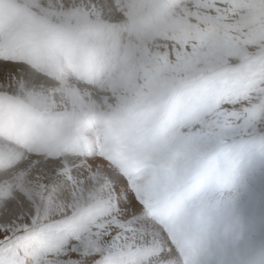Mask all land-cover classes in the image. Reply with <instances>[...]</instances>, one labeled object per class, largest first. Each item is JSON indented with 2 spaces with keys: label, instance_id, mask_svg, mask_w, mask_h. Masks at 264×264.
<instances>
[{
  "label": "snow or ice",
  "instance_id": "1",
  "mask_svg": "<svg viewBox=\"0 0 264 264\" xmlns=\"http://www.w3.org/2000/svg\"><path fill=\"white\" fill-rule=\"evenodd\" d=\"M254 2L23 0L18 21L0 28V181L31 183L37 197L11 214L8 202L0 208V264H264V41L251 38ZM174 14L200 29L211 19L220 33L183 46L198 49L191 76L138 119L201 137V154L174 172L147 154L109 161L104 101L115 107L116 97L106 83L137 36L175 62L181 45L160 34ZM177 225L184 233L174 238Z\"/></svg>",
  "mask_w": 264,
  "mask_h": 264
},
{
  "label": "rangeland",
  "instance_id": "2",
  "mask_svg": "<svg viewBox=\"0 0 264 264\" xmlns=\"http://www.w3.org/2000/svg\"><path fill=\"white\" fill-rule=\"evenodd\" d=\"M22 2L23 0H0V28L11 27L18 21ZM250 14L255 23L251 38L264 41V0H255L250 8ZM202 22L206 25L204 29H200L198 25H191L178 14L171 15L163 21L160 29L161 36L164 40L172 39L181 45V49L176 51L175 62L170 59L169 53L165 54L166 50L164 52L153 51V48L139 36L136 37L137 43L129 41V47L121 58L119 71L115 77L106 83V88L116 97L117 115L119 112L124 111V113L130 114V119L134 120L131 130L134 131L136 139H140L147 133L157 129V120L141 122L138 117L155 98L170 91L178 80L183 77H190L194 71L198 49L194 48V52L190 54L183 50V46L192 39H198L201 44H204L220 33V27L215 21L204 18ZM223 38L228 43L236 46L234 43L235 38L230 35L229 29H225ZM211 54V48L208 52L203 53L205 56ZM154 74H160L161 77H164L163 81L154 79ZM258 112V109L252 110L249 113L250 118H255ZM123 119L124 117L119 118L120 121H123ZM232 119L231 116L225 117V132L230 129ZM121 124L124 126V122ZM186 137L189 136L178 133L168 134L161 130L154 143L141 146L138 151L146 150L154 158L156 154H160L161 160L168 157L169 153H174L176 161L172 164L166 165L161 162L169 172H174L180 161L201 154V137L194 143H185L179 147L178 142ZM169 138H172L170 143L164 145ZM164 147L168 148L165 149ZM24 186V181L16 183L0 181V208H4L5 203L8 202L9 207L6 211L10 214L11 201L14 202V198L17 197L18 193H22L21 189ZM224 203V201H221L216 207H222ZM210 211V207L202 209L200 213L201 222L208 218Z\"/></svg>",
  "mask_w": 264,
  "mask_h": 264
},
{
  "label": "bare ground",
  "instance_id": "3",
  "mask_svg": "<svg viewBox=\"0 0 264 264\" xmlns=\"http://www.w3.org/2000/svg\"><path fill=\"white\" fill-rule=\"evenodd\" d=\"M167 53L168 51L166 50L165 54ZM154 79L163 81L164 77H161L160 74H154ZM104 103L108 105V108L111 109V112L108 120L102 126L104 143L101 145V154L104 155L107 160L113 162H126L130 159H134V157H137L141 154H147L146 158L148 159L154 158L151 157L146 150L138 151V149L141 146L154 143L156 138L159 137L161 130L157 131V129H154L152 132H149L146 135L142 136V138L136 139L134 131L131 130L134 120L130 119V114L124 113V111H122L117 115L118 107L116 105L115 107H113L112 105L108 104L107 98H105ZM97 108L98 110L103 111V109H99V106H97ZM122 117H124V119L123 121H120L119 118ZM122 122H124V126L121 124ZM171 140L172 138H169L167 142L164 143V145H168ZM196 140H199V137L189 136L183 138L178 142L180 145L179 147H181L185 143H194ZM164 148L167 149L168 147ZM159 155L160 154H156L155 159H157L160 163L164 162L166 165H168L176 161V155L174 153H169V156L163 160L160 159ZM84 167L87 168L88 166L85 165ZM69 179L71 180L72 185L76 187H79V185L83 183L80 177L73 178L70 175ZM24 184L25 186L21 189L22 193H18L17 197L14 198V202L11 201V205L9 208L10 214L11 212L16 211L18 209L17 206L22 202L26 203L28 200H34L37 197V190L34 185L26 181H24ZM134 187H136L138 192H142L146 196H150L154 192L155 185L152 182L142 183L140 181H134ZM66 192L61 193V195L66 194ZM75 194V192L72 193V195ZM206 220L207 219L205 218L204 222ZM173 232L175 234L174 238L180 237L184 233V228L182 225H177L173 228Z\"/></svg>",
  "mask_w": 264,
  "mask_h": 264
}]
</instances>
